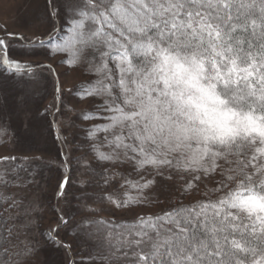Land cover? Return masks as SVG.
I'll list each match as a JSON object with an SVG mask.
<instances>
[{"label":"snow or ice","instance_id":"1","mask_svg":"<svg viewBox=\"0 0 264 264\" xmlns=\"http://www.w3.org/2000/svg\"><path fill=\"white\" fill-rule=\"evenodd\" d=\"M45 17L41 36L3 29L0 77L38 84V70L48 71L55 95L45 111L64 146L59 73L32 58L93 77L69 89L92 105L80 111L91 155L76 158L77 199L93 214L108 209L88 200L107 204L114 217L163 203L153 190L164 187L169 205L72 224L59 208L70 186L71 155L62 150L59 218L46 241L68 264H264V0H47ZM21 171L0 170V264H27L38 250L39 202L8 191L35 183L21 182ZM61 229L72 230L79 261Z\"/></svg>","mask_w":264,"mask_h":264},{"label":"rangeland","instance_id":"2","mask_svg":"<svg viewBox=\"0 0 264 264\" xmlns=\"http://www.w3.org/2000/svg\"><path fill=\"white\" fill-rule=\"evenodd\" d=\"M46 5L47 0H0V35H4L5 28L8 33L25 37L46 34L49 30L45 17ZM14 49L16 53H20L23 50L22 44L15 43ZM22 58L28 59V57ZM32 59H38L44 64L52 63L59 73L62 85V114L57 113L56 120L59 123L62 139L67 138V145L64 146L56 140V132L52 126L53 116L51 112L45 111L54 102L55 95L54 79L48 71L38 70L41 75L38 84L27 80L20 83L15 80L3 81V77H0V81H3V86L0 87V128L7 129V133L0 137V157H17L15 161L0 162V170L15 164L26 169L20 173L21 182L35 181L24 189H8L10 192H23L26 194V199L36 200L40 204V210L36 216L37 227L33 232V238L39 242L38 250L28 258L27 264H68V253L48 243L46 236L42 235L55 227L59 218L55 208L58 203L56 191L64 174V169L58 165V162L63 159L62 150L71 155L70 186L66 188L67 201L60 198L59 208L64 211L72 224L85 218L99 216L130 220L140 212H159L162 208L169 206L165 199L168 190L164 187L153 190L155 196L164 201L163 203L153 204L148 208H135L131 211L117 210L114 217L111 216V209L107 204H93L91 200L86 203L108 210L98 214L85 210V201L77 199L84 193L79 185L81 175L76 158L91 155L85 133L90 122L80 118V111L88 110L92 105L87 101H81L78 96L70 93L69 89L93 77L85 74L81 69L69 70L66 66L58 65L55 61L44 57ZM69 108L73 111H69ZM24 157H42V160H25ZM93 167L97 165L94 164ZM99 170L97 167V171ZM87 194L99 196L102 193L98 187H89ZM71 231L61 229L59 239L72 246V258L79 261L80 249L77 247L74 235L69 234Z\"/></svg>","mask_w":264,"mask_h":264},{"label":"trees","instance_id":"3","mask_svg":"<svg viewBox=\"0 0 264 264\" xmlns=\"http://www.w3.org/2000/svg\"><path fill=\"white\" fill-rule=\"evenodd\" d=\"M185 202H187V201H185Z\"/></svg>","mask_w":264,"mask_h":264}]
</instances>
